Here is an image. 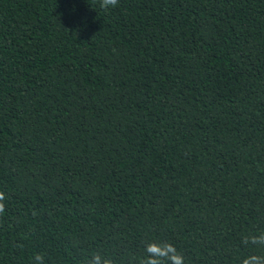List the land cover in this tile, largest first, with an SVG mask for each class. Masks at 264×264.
Wrapping results in <instances>:
<instances>
[{
    "label": "trees",
    "instance_id": "trees-1",
    "mask_svg": "<svg viewBox=\"0 0 264 264\" xmlns=\"http://www.w3.org/2000/svg\"><path fill=\"white\" fill-rule=\"evenodd\" d=\"M0 191V264L264 256V0H0Z\"/></svg>",
    "mask_w": 264,
    "mask_h": 264
},
{
    "label": "clouds",
    "instance_id": "clouds-1",
    "mask_svg": "<svg viewBox=\"0 0 264 264\" xmlns=\"http://www.w3.org/2000/svg\"><path fill=\"white\" fill-rule=\"evenodd\" d=\"M118 3L119 0H98L99 8L104 11L117 7ZM5 201L6 195L3 191H0V214L5 213ZM241 243L246 246L264 248V231L243 236ZM144 253L141 257H132V264H184V257L170 243H148L144 248ZM32 264H44L43 255L36 254L32 258ZM84 264H115V261L110 255L95 253L86 259ZM241 264H264V256L249 255L242 260Z\"/></svg>",
    "mask_w": 264,
    "mask_h": 264
}]
</instances>
